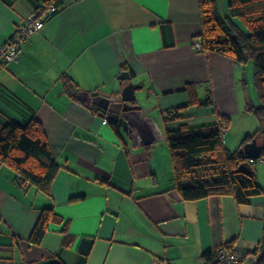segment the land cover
<instances>
[{"label":"crops","instance_id":"1","mask_svg":"<svg viewBox=\"0 0 264 264\" xmlns=\"http://www.w3.org/2000/svg\"><path fill=\"white\" fill-rule=\"evenodd\" d=\"M43 2L0 0V46ZM200 33L199 0H80L62 5L27 39L17 61L0 72V130L34 117L60 169L46 194L21 189L0 164V264H206L205 254L229 243L259 251L264 193L247 204L231 196L182 199L165 140L133 146L129 133H116L106 115L67 96L60 81L67 74L80 90L117 93L126 83L118 75L128 71L141 84L140 105L151 108L163 133L182 124L207 130L219 114L230 118L225 145L238 150L259 127L245 111L242 66L193 49ZM189 84L201 101L209 93L212 104H189ZM179 107L182 116L167 120ZM241 167L256 173L264 191V161ZM47 207L59 221L32 245L29 236ZM91 240L88 254L81 252Z\"/></svg>","mask_w":264,"mask_h":264},{"label":"trees","instance_id":"2","mask_svg":"<svg viewBox=\"0 0 264 264\" xmlns=\"http://www.w3.org/2000/svg\"><path fill=\"white\" fill-rule=\"evenodd\" d=\"M54 2L59 3L60 0H44L43 3ZM199 8L201 33L198 37L201 39L202 51L225 55L240 64H253V80L259 104L247 102L245 111L255 117L259 127L243 138L240 149L253 138L264 136V0H226L225 15L219 12L218 0H199ZM60 81L64 93L78 100L79 85L67 74H63ZM185 91L189 104H212L209 93L201 101L192 85H187ZM182 110L183 107H179L173 109V114L168 112L167 120L171 115L174 119L181 117ZM229 122V117L218 114L216 124L207 130H190L185 124L165 128L174 188L182 199L231 196L237 204H247L252 197L264 193L256 173L241 167L244 162L255 164L258 160L250 161L239 154V149L231 151L225 145L222 126H227ZM110 123L118 133V123ZM261 145L260 157H264V140ZM0 164L14 172L15 182L21 189L34 186L46 194H50L51 185L60 169L52 158L43 126L34 117L24 124L8 122L2 127ZM53 221H59L53 208L42 209L29 236V243L39 245ZM63 230L66 234L65 244H69L66 226ZM92 243V240L85 243V251L81 244V252L88 254ZM225 245L233 247L230 243ZM254 253L256 259L252 264H264V236L259 251ZM204 258L205 261H211L213 251L205 254Z\"/></svg>","mask_w":264,"mask_h":264},{"label":"water","instance_id":"3","mask_svg":"<svg viewBox=\"0 0 264 264\" xmlns=\"http://www.w3.org/2000/svg\"><path fill=\"white\" fill-rule=\"evenodd\" d=\"M120 82L126 81L117 93H105L101 91L79 90L77 98L91 107H95L99 115L117 122L123 131L130 134L132 144L135 147L144 146L166 139L162 129L156 121L148 115L150 107H142L136 102V90L141 84L131 81L128 71H122L118 75ZM262 145L256 138L245 143L239 150L248 159H258L261 155Z\"/></svg>","mask_w":264,"mask_h":264},{"label":"built area","instance_id":"4","mask_svg":"<svg viewBox=\"0 0 264 264\" xmlns=\"http://www.w3.org/2000/svg\"><path fill=\"white\" fill-rule=\"evenodd\" d=\"M80 1V0H60L59 3L54 2L50 4L43 3L30 12L25 18L21 19L12 35L0 46V72L4 66L8 63L15 62L18 59V54L21 46L27 41V39L38 32L44 27L47 18L54 12H57L62 5L66 3ZM193 49L202 51V44L200 37H195L192 41ZM170 114H173V109L169 110ZM107 119H103L102 123H106ZM226 131V126H222V133ZM258 161H264V157L256 159ZM253 161V159H250ZM256 256L254 252H245L235 247H227L221 245L213 250V258L211 261H206V264H241L246 260H250L252 263L255 261Z\"/></svg>","mask_w":264,"mask_h":264},{"label":"rangeland","instance_id":"5","mask_svg":"<svg viewBox=\"0 0 264 264\" xmlns=\"http://www.w3.org/2000/svg\"><path fill=\"white\" fill-rule=\"evenodd\" d=\"M218 8H219V12L221 13V15H224L223 12L226 13V0H218ZM235 21L237 23H240L237 18H235ZM240 65L242 66V78H241L242 81L241 82H242L243 90L245 94L247 95L249 101L253 102L254 104H257L259 100H258L257 92L254 86L253 64L252 62H248L246 64H240ZM136 101L139 102V104L141 105L144 104V101L140 99V90L136 91ZM248 113L251 114L250 112ZM149 114H152V112L151 113L149 112ZM251 116L253 115L251 114ZM194 131H197V130H194ZM165 144H166V141H165Z\"/></svg>","mask_w":264,"mask_h":264}]
</instances>
